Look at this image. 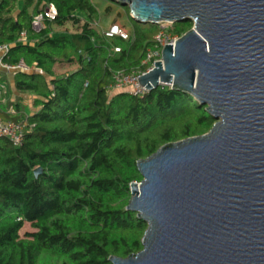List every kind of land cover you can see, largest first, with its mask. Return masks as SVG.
I'll return each mask as SVG.
<instances>
[{"label": "trees", "instance_id": "16d2710c", "mask_svg": "<svg viewBox=\"0 0 264 264\" xmlns=\"http://www.w3.org/2000/svg\"><path fill=\"white\" fill-rule=\"evenodd\" d=\"M17 3L0 0V45L10 46L3 61L23 59L33 68L17 71L14 86L34 95L39 109L20 116L0 110L3 118L26 123L20 146L0 137V264H43L46 257L55 260L51 264H113L111 256L143 249L147 224L127 209L131 184L142 180L137 161L167 143L207 133L215 119L191 94L170 87L143 97L108 91L118 72L147 68L148 50H160L154 41L160 24L129 16L130 39H108L94 26L101 15L92 0H24L14 16ZM48 3L58 16L36 32L33 16ZM112 11L109 5L105 14ZM67 24L74 29L52 33V26ZM192 26L171 24L168 32L181 36ZM62 63L79 67L57 75ZM15 110L24 111L20 101ZM26 223L34 231L22 236Z\"/></svg>", "mask_w": 264, "mask_h": 264}, {"label": "water", "instance_id": "95a60500", "mask_svg": "<svg viewBox=\"0 0 264 264\" xmlns=\"http://www.w3.org/2000/svg\"><path fill=\"white\" fill-rule=\"evenodd\" d=\"M113 1L143 24L192 22L138 81L191 94L215 123L137 161L143 249L110 261L264 264V0Z\"/></svg>", "mask_w": 264, "mask_h": 264}, {"label": "built area", "instance_id": "2783aa9c", "mask_svg": "<svg viewBox=\"0 0 264 264\" xmlns=\"http://www.w3.org/2000/svg\"><path fill=\"white\" fill-rule=\"evenodd\" d=\"M58 11L56 7L52 3L46 4V6L41 9L38 13L33 16L32 19V29L36 32H40L45 27V21L50 20L53 21L57 18ZM160 31L155 35L154 41L156 47H160V50L149 49L147 52V56L143 61V64L147 66V68L141 72H136L133 74H125L123 72H118L114 75L112 82L108 86L109 92H114L118 89H127L133 95L143 97L148 93V90L143 88L138 78L150 72L154 67L155 63L161 61L162 59V49L166 44H175V40H178L180 36L173 35L168 32V28L170 27V23H166L165 25L161 23ZM95 27L100 28V23H95ZM102 33L108 39L118 38L123 41H128L130 39V33L120 26L119 24H112L108 29L102 30ZM22 40L26 39V32L23 31L20 34ZM10 46L8 44L0 45V57L3 58L9 51ZM115 52H121V46L113 47ZM3 67L7 71H23L30 72L32 68L28 66L25 61L22 59L16 64H2ZM162 87H169L166 84H161ZM171 88V87H170ZM5 84L0 83V100L3 97L5 92ZM26 123L25 122H15L12 120L3 121L0 119V137H6L10 140V142L14 146H20L22 144L24 130Z\"/></svg>", "mask_w": 264, "mask_h": 264}, {"label": "crops", "instance_id": "0c3cea01", "mask_svg": "<svg viewBox=\"0 0 264 264\" xmlns=\"http://www.w3.org/2000/svg\"><path fill=\"white\" fill-rule=\"evenodd\" d=\"M47 1V0H46ZM94 2V0H92ZM103 2H105L103 0ZM107 3V2H105ZM24 5V0H18L17 3V9L16 12L14 14V16H16L20 10L23 8ZM113 6L109 3H107V6L104 8L103 11H101L99 9L100 15H101V19L100 21V28H98L99 30H105L108 29L111 25V23H108L110 21V17H113V13H114V7H113V11L111 14H105V10L108 6ZM32 12V11H31ZM80 16H84L83 14ZM102 20H104V26L101 24ZM61 32H59V30L55 29V26H52V33L56 34V33H64L67 32L68 29L73 30L74 28L71 26V24H67L65 27H60ZM22 40V39H20ZM33 41H30V43H32ZM3 58L0 57V83L5 84V92L3 94L2 99L0 100V110L1 108H5L6 109V114H12V115H16V116H20V115H33L39 108L38 107H34L33 103H34V99L36 98L34 95L28 93V94H22L19 93L18 91H16L14 83H15V74L17 71L12 72V71H7L4 67H3ZM79 67L78 64H68V63H62V64H58L55 67V73L57 75H61V74H68L72 71L77 70ZM33 70V68H32ZM20 101L22 103V105L24 106V111H16L15 110V105L17 104V102ZM4 109V110H5ZM1 116V115H0ZM1 120L3 121H7L9 119L3 118L2 116L0 117Z\"/></svg>", "mask_w": 264, "mask_h": 264}, {"label": "rangeland", "instance_id": "374dc122", "mask_svg": "<svg viewBox=\"0 0 264 264\" xmlns=\"http://www.w3.org/2000/svg\"><path fill=\"white\" fill-rule=\"evenodd\" d=\"M96 5H98L99 9L101 11L104 10V8L107 6V3L103 2V0H94V2ZM114 7V13H113V17H110V21L108 23L112 24H119L120 26H122L123 28H125L129 33L131 30V22L129 19L130 14L128 15V13L126 12V10H124L122 7L117 6L116 4H113ZM104 26V20H102L101 23ZM164 25L166 23H163ZM176 24V23H174ZM162 25V24H160ZM56 30H59V32H61L60 27L55 26ZM34 231V229L30 226L29 223H26L24 228L21 230V235L23 236L26 232H31ZM41 262V261H40ZM43 264H51V263H55V260H51L50 263V259L49 258H44V260H42ZM56 264H59L58 261Z\"/></svg>", "mask_w": 264, "mask_h": 264}]
</instances>
